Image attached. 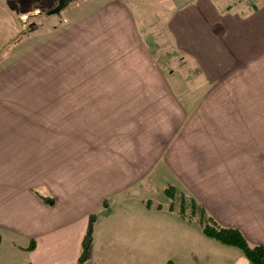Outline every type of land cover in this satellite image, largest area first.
Segmentation results:
<instances>
[{
    "label": "crops",
    "instance_id": "0c3cea01",
    "mask_svg": "<svg viewBox=\"0 0 264 264\" xmlns=\"http://www.w3.org/2000/svg\"><path fill=\"white\" fill-rule=\"evenodd\" d=\"M16 1L0 0L3 42ZM97 2L0 58V264H252L159 194L264 245V0H187L149 25Z\"/></svg>",
    "mask_w": 264,
    "mask_h": 264
},
{
    "label": "rangeland",
    "instance_id": "374dc122",
    "mask_svg": "<svg viewBox=\"0 0 264 264\" xmlns=\"http://www.w3.org/2000/svg\"><path fill=\"white\" fill-rule=\"evenodd\" d=\"M23 1V5L18 3L16 1V4L14 6V16L15 20L14 23L16 25L15 28V34L9 36L10 38L5 40L3 42V33L0 31V58L4 54V52H7L11 49L13 40H17L18 35L27 32L31 28H48L50 25H45L46 23H49L50 19H56L58 14H49L53 9H55L58 5L59 0H21ZM72 0H69L71 2ZM75 2L70 4L68 7H65L62 11H60L59 14H64V12L71 7V5L78 3V0H74ZM99 3H102L103 5L105 2H109L110 0H97ZM126 2L127 5H130L133 9L136 8V5H139L141 7V10L143 11V18L147 23L146 25H149L148 22L155 21V23H162L164 16H166L167 12L171 9V7L174 5H179L181 2H185L187 0H123ZM244 1V0H239ZM250 1L252 4H255L259 2L260 0H245ZM95 3V4H98ZM94 3V1L91 2V4ZM138 6V7H139ZM140 9V8H139ZM161 27V25H158ZM44 40L42 38H36L35 40H32L31 43H28L27 46L24 48L18 50L15 57L20 56L24 51L35 47L36 44L43 42ZM17 42V41H16ZM166 53V52H164ZM166 55L164 54V57ZM14 59V58H13ZM8 62V61H7ZM7 62L0 65V70L5 67ZM246 80V79H245ZM174 186L168 185L165 190L159 194V200H164L165 202L169 203L171 200L175 202H178L180 206H177L178 208L187 209L188 211L191 210L192 213H195L197 209V204L185 193L180 191L178 188L171 189ZM174 192V196L171 197L170 193ZM189 197V204H187L186 198ZM170 200V201H169ZM169 201V202H168ZM192 206V207H191ZM192 208V209H191ZM211 225H215L212 224ZM216 226V225H215ZM94 232V231H93ZM204 243H202L203 248ZM199 246L196 245L195 241L192 240V251L199 250ZM200 249V250H201ZM231 249V248H229ZM193 260V258H192ZM198 261V260H197ZM200 262V261H198ZM197 264V263H196ZM199 264V263H198Z\"/></svg>",
    "mask_w": 264,
    "mask_h": 264
},
{
    "label": "trees",
    "instance_id": "16d2710c",
    "mask_svg": "<svg viewBox=\"0 0 264 264\" xmlns=\"http://www.w3.org/2000/svg\"><path fill=\"white\" fill-rule=\"evenodd\" d=\"M174 188L175 187H172L171 189ZM174 195V192L170 193L171 197ZM41 197L45 201L49 202L48 197ZM186 200L187 204H189V199ZM176 206H179L178 202H176ZM195 208L197 211L192 213L190 210L189 218H195L198 222H200V224H202V229L206 236L215 239L222 245L239 249L242 255L246 257L252 264H264V245L250 244L238 229L211 225V223L214 224L212 217H210V215L207 214L200 205L197 204V207ZM95 222L96 218L95 216H92L89 221L88 230L83 242V252L79 259L80 262L86 261L90 258Z\"/></svg>",
    "mask_w": 264,
    "mask_h": 264
},
{
    "label": "water",
    "instance_id": "95a60500",
    "mask_svg": "<svg viewBox=\"0 0 264 264\" xmlns=\"http://www.w3.org/2000/svg\"><path fill=\"white\" fill-rule=\"evenodd\" d=\"M69 3V0H59L57 7L49 14H59Z\"/></svg>",
    "mask_w": 264,
    "mask_h": 264
}]
</instances>
